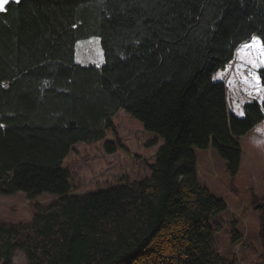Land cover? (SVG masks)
<instances>
[{
    "label": "trees",
    "instance_id": "16d2710c",
    "mask_svg": "<svg viewBox=\"0 0 264 264\" xmlns=\"http://www.w3.org/2000/svg\"><path fill=\"white\" fill-rule=\"evenodd\" d=\"M253 35L264 45V0L6 4L0 194L56 198L35 204L29 222L0 220V264H13L17 249L28 264H235L217 237L226 201L199 179L195 148L212 147L238 173L239 139L264 121V99L244 102L239 116L214 75ZM92 36L103 63H76L77 42ZM257 73L264 86V67ZM120 109L162 139L150 174L75 193L65 157L78 142L104 139ZM255 207L264 246V202Z\"/></svg>",
    "mask_w": 264,
    "mask_h": 264
},
{
    "label": "rangeland",
    "instance_id": "374dc122",
    "mask_svg": "<svg viewBox=\"0 0 264 264\" xmlns=\"http://www.w3.org/2000/svg\"><path fill=\"white\" fill-rule=\"evenodd\" d=\"M262 49L264 45L260 38L253 35L236 48L226 68L214 75L216 80L225 81L228 109L234 113L242 114V104L246 101L264 99V86L257 73L258 68L264 67ZM76 60L81 64L103 63L99 36L77 42ZM112 122L114 129H108L104 139L91 144L78 142L65 157L62 166L70 173L75 193L104 189L118 184L121 179L140 180L150 174L149 165L154 162L162 139L146 131L141 122L122 109L112 117ZM108 140L119 144L113 153H107L103 147ZM239 143L242 158L234 176L230 175L226 161L215 149L195 148L198 176L227 204V212L218 215L223 225L217 236L219 250L234 258L235 264H264L260 213L255 207L256 203L264 202V121L241 137ZM55 198L43 194L28 199L23 191L0 194V220L29 222L35 204H46ZM234 220L239 222L240 236L232 242L230 233ZM13 264H28L23 250L14 251Z\"/></svg>",
    "mask_w": 264,
    "mask_h": 264
},
{
    "label": "crops",
    "instance_id": "0c3cea01",
    "mask_svg": "<svg viewBox=\"0 0 264 264\" xmlns=\"http://www.w3.org/2000/svg\"><path fill=\"white\" fill-rule=\"evenodd\" d=\"M75 61H76V63H78L77 62V60H76V56H75ZM79 64H81V63H79ZM86 64H94V62H86ZM82 65H84V64H82ZM96 65V64H95ZM235 114H237V115H239V116H242V114H238V113H235ZM251 131V130H250ZM249 131V132H250ZM248 132V133H249ZM247 133V134H248ZM245 136V135H244ZM241 137H243V136H241ZM240 137V138H241ZM225 212H227V210H225L224 212H222L221 214H224ZM229 212V211H228ZM223 216H225V215H223ZM239 222L238 221H235L234 220V222H232V225H231V230H232V228H234L235 229V231L238 233V231H240V229H239ZM239 234V233H238ZM230 236H231V233H230ZM239 236H240V234H239ZM237 241V240H236Z\"/></svg>",
    "mask_w": 264,
    "mask_h": 264
},
{
    "label": "snow or ice",
    "instance_id": "6c2138e0",
    "mask_svg": "<svg viewBox=\"0 0 264 264\" xmlns=\"http://www.w3.org/2000/svg\"><path fill=\"white\" fill-rule=\"evenodd\" d=\"M11 0H0V11H3L5 9V5L10 3ZM264 51V49H262Z\"/></svg>",
    "mask_w": 264,
    "mask_h": 264
}]
</instances>
